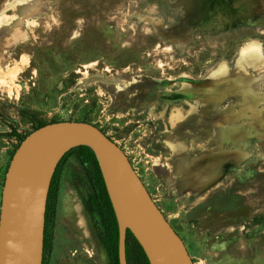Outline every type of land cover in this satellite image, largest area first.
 Returning <instances> with one entry per match:
<instances>
[{"label": "rangeland", "instance_id": "rangeland-1", "mask_svg": "<svg viewBox=\"0 0 264 264\" xmlns=\"http://www.w3.org/2000/svg\"><path fill=\"white\" fill-rule=\"evenodd\" d=\"M261 59L264 0H0V134L11 161L36 128L26 111L89 122L126 152L195 264H261ZM195 175L212 188L184 205ZM94 196L71 154L47 264H110ZM232 224L244 256L226 254Z\"/></svg>", "mask_w": 264, "mask_h": 264}, {"label": "water", "instance_id": "water-1", "mask_svg": "<svg viewBox=\"0 0 264 264\" xmlns=\"http://www.w3.org/2000/svg\"><path fill=\"white\" fill-rule=\"evenodd\" d=\"M89 147L98 162L119 227V264H128L130 231L150 264H195L126 152L97 126L48 123L26 136L9 163L0 206V264H44L48 196L71 150Z\"/></svg>", "mask_w": 264, "mask_h": 264}, {"label": "trees", "instance_id": "trees-1", "mask_svg": "<svg viewBox=\"0 0 264 264\" xmlns=\"http://www.w3.org/2000/svg\"><path fill=\"white\" fill-rule=\"evenodd\" d=\"M26 113L31 116L32 122L36 124L35 130L46 125V123L38 119L36 113L29 111H26ZM1 119L5 121L7 125H12L13 123H15V121L9 117L1 116ZM2 136H4V134H0V137ZM73 153H76L79 159L81 160V162L83 163L87 175L95 191V196L89 201V208L91 211L97 213L102 220L105 230L103 237V244L109 258V263L119 264V258H118L119 227H118L117 218L114 209L112 207L110 198L108 196L106 186L98 162L96 160V157L93 151L86 146L75 148L71 150L69 153H67L60 162L56 170V173L53 177L49 196H48L47 212H46L44 264H47V257L52 248L60 173L65 161ZM127 259H128V264H150L142 247L140 246V244L137 242V240L130 231H128L127 234Z\"/></svg>", "mask_w": 264, "mask_h": 264}, {"label": "crops", "instance_id": "crops-1", "mask_svg": "<svg viewBox=\"0 0 264 264\" xmlns=\"http://www.w3.org/2000/svg\"><path fill=\"white\" fill-rule=\"evenodd\" d=\"M262 58V57H261ZM264 60V59H261ZM261 77V81H262ZM262 84V82H261ZM9 153H10V142L8 139H5L4 137L0 138V206H1V198H2V189H3V181L5 180V175L10 163V157H9ZM181 189H183V201H184V205H186L187 203H189V196L191 195L193 197H195V200H193V205H197V199H199L198 197H202L203 195H206L209 193L210 188H212V185H208V184H204V182H202L200 184V186H198V183L196 181V175H195V179L193 182V185H184V187L181 184ZM199 193V195H198ZM188 209H184V212H188ZM230 227V232L232 233V241L229 242L230 245L225 244L226 245V254H230L231 256H244L245 252H244V248H246L245 244L247 245L248 248V252H249V248H250V244H249V240L248 242H245L244 239L245 237L243 235H240L236 230L234 225H230L228 226ZM206 235V233H205ZM229 250H231V252H229ZM249 254V253H248ZM236 259L239 257H235ZM234 260V259H233ZM232 264H239L238 262H233ZM261 264H264L263 262Z\"/></svg>", "mask_w": 264, "mask_h": 264}]
</instances>
